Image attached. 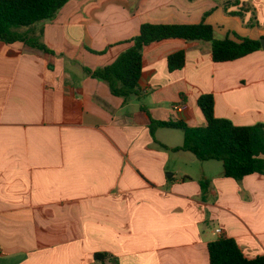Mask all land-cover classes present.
<instances>
[{"label":"crops","instance_id":"1","mask_svg":"<svg viewBox=\"0 0 264 264\" xmlns=\"http://www.w3.org/2000/svg\"><path fill=\"white\" fill-rule=\"evenodd\" d=\"M226 1L69 0L20 29L51 52L0 41V264H110L97 253L118 264H210L208 244L220 237L248 259L264 256V174L225 177L221 162L173 151L183 131L149 129L204 126L202 94L213 95L217 118L264 123V48L217 63L210 42L152 43L140 95L126 103L84 71L113 63L144 23L204 19L217 39H263L264 0L229 7L242 18ZM179 51L185 64L169 71Z\"/></svg>","mask_w":264,"mask_h":264},{"label":"trees","instance_id":"2","mask_svg":"<svg viewBox=\"0 0 264 264\" xmlns=\"http://www.w3.org/2000/svg\"><path fill=\"white\" fill-rule=\"evenodd\" d=\"M69 0H0V41L6 44L24 42L25 44L51 52L38 38L29 31L41 21H50ZM238 0H227L224 10L235 16H242V11L228 12L229 7L237 6ZM209 12L204 14L207 16ZM255 23L254 16L251 24ZM224 38H215L212 25L203 19L196 24H154L140 25L138 33L127 40L131 46L123 51L116 60L96 69L84 68L91 77L105 82L113 96L122 98L126 103L130 98L139 96V81L142 74L143 49L155 42L167 39H181L188 42L204 41L211 43L213 62H227L240 59L261 49L260 40L241 37L236 33ZM185 64V53L175 52L168 56L169 71L181 69ZM197 105L206 124L191 127L184 121H151L150 133L153 136L157 128L179 129L183 131V143L173 151H187L199 161L221 162L223 175L241 181L251 174H264V123L248 126L234 125L230 120L214 115V97L202 94ZM208 182L201 184L203 190ZM210 264H264V256L248 259L244 256L236 241L229 237H220L208 244ZM95 259L110 264L117 260L105 253L95 254Z\"/></svg>","mask_w":264,"mask_h":264},{"label":"water","instance_id":"3","mask_svg":"<svg viewBox=\"0 0 264 264\" xmlns=\"http://www.w3.org/2000/svg\"><path fill=\"white\" fill-rule=\"evenodd\" d=\"M260 43H261V48H264V39H261Z\"/></svg>","mask_w":264,"mask_h":264},{"label":"built area","instance_id":"4","mask_svg":"<svg viewBox=\"0 0 264 264\" xmlns=\"http://www.w3.org/2000/svg\"><path fill=\"white\" fill-rule=\"evenodd\" d=\"M216 231H217L218 233H221V230H220V229H217ZM0 250H1V247H0Z\"/></svg>","mask_w":264,"mask_h":264},{"label":"rangeland","instance_id":"5","mask_svg":"<svg viewBox=\"0 0 264 264\" xmlns=\"http://www.w3.org/2000/svg\"><path fill=\"white\" fill-rule=\"evenodd\" d=\"M238 17H240V18H242L241 16H238ZM264 39V38H263ZM218 164H220L219 162H217Z\"/></svg>","mask_w":264,"mask_h":264}]
</instances>
